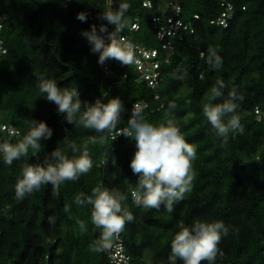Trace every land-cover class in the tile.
<instances>
[{
	"label": "trees",
	"instance_id": "trees-1",
	"mask_svg": "<svg viewBox=\"0 0 264 264\" xmlns=\"http://www.w3.org/2000/svg\"><path fill=\"white\" fill-rule=\"evenodd\" d=\"M152 1L153 8L148 9L142 0H0V38L7 48L0 56V124L12 125L23 135L33 120L53 130L50 139L41 141L38 153L30 149L10 166L0 153V264H109L105 251L90 250L101 232L91 222L92 206L75 203L78 194L91 195L97 186L127 197L123 204L134 220L126 223L121 237L131 264H168L174 236L181 226L197 220L221 221L229 228L218 245L216 264H264V0H228L233 18L227 27L211 22L222 9L219 0H180V15L194 20V29L173 41L174 53L161 65L163 78L157 89L134 81V70L119 68L114 60H108L114 75L104 74L99 53L91 51L81 34L92 25L98 32L101 24L108 32L114 30L99 17L127 3V25L120 33L132 42L159 47L150 23L159 3ZM80 12L87 13L86 22L77 19ZM193 14L198 17L193 19ZM134 18L139 21L136 31L130 30ZM209 49L221 57L218 68L207 62ZM124 72L128 77L123 80ZM42 79L53 80L62 89L77 88L81 101L89 104L95 98L107 103L119 97L128 111L117 128L128 127L137 100L148 103L144 116L154 126L174 118L185 140L196 148L191 191L171 212L163 206L145 209L133 203L130 188L138 176L130 162L135 140L121 136L114 141L107 133L68 123L39 91ZM218 80L225 84L224 95L212 101L210 90ZM232 89L242 97L236 101L240 130L230 131L225 142L202 109L206 103H222ZM155 90L158 99L153 97ZM173 103L176 107L169 108ZM20 140L10 136L9 142ZM65 141L79 151L73 152ZM85 145L93 161L87 174L65 181L59 189L45 184L23 199L16 198L24 166L43 164L55 149L69 159L77 158ZM78 221L86 224V232Z\"/></svg>",
	"mask_w": 264,
	"mask_h": 264
},
{
	"label": "clouds",
	"instance_id": "clouds-1",
	"mask_svg": "<svg viewBox=\"0 0 264 264\" xmlns=\"http://www.w3.org/2000/svg\"><path fill=\"white\" fill-rule=\"evenodd\" d=\"M129 4L122 3L119 9L105 10L100 19L107 24L114 25V30L108 32V27L101 24L99 32L96 25L91 30L81 34L91 45L93 53H99L98 63L104 65L108 60L119 61L122 65L135 62L134 46L118 38V34L126 27L125 13ZM77 19L86 22L87 13L80 12ZM107 34L109 43L101 34ZM208 64L218 68L221 57L214 49H209ZM225 84L218 80L210 90V100L214 101L224 95ZM39 91L45 98L57 106L60 114H65L68 123L83 126L85 129L95 130L98 133L112 135L117 131V125L128 111L119 97L112 98L107 103L97 99L95 103L82 102L77 88H60L55 81L42 79ZM229 98L222 103L203 105V115L216 131V135L227 142L230 131L240 130V119L236 115L239 105L235 89H232ZM146 106L135 104L131 109L128 127L119 130V135L133 138L136 142V151L130 162L133 175L138 176L137 184L130 188L133 203L145 209L159 210L163 206L171 212L175 203L182 200L187 192L191 191L194 171L192 162L197 158L196 148L188 143L181 133L174 118H169L165 123L154 126L144 116ZM176 105L169 104V108ZM225 118H227L225 122ZM53 130L43 121L33 120L30 130L19 142L13 144L5 141L0 143V153L6 165H12L16 160L27 156L31 149L38 153L42 140L52 137ZM105 137H100L103 143ZM69 143L68 141H65ZM73 152L79 151L74 143H69ZM93 167V161L84 146L82 154L73 159L60 150L55 149L48 154L43 164L26 165L22 169V178L18 179L15 192L17 199L39 191L42 185L51 184L55 189L65 181H77L81 175L87 174ZM127 197L114 190L102 189L97 186L92 189V194L85 196L80 193L75 198L77 205H91V222L94 227L101 230L100 237L92 245L93 252L107 251L112 247L115 237L124 230L126 223L134 220L131 211L124 206ZM65 212L69 206H65ZM82 232L87 231L83 221H78ZM229 234V228L221 221L204 222L197 220L190 226H181V230L171 242V251L168 264H216L220 253L218 245Z\"/></svg>",
	"mask_w": 264,
	"mask_h": 264
},
{
	"label": "built area",
	"instance_id": "built-area-1",
	"mask_svg": "<svg viewBox=\"0 0 264 264\" xmlns=\"http://www.w3.org/2000/svg\"><path fill=\"white\" fill-rule=\"evenodd\" d=\"M142 6L152 9L154 2L152 0H142ZM221 10L217 17L211 22L217 25H222L227 27L229 21L233 18V4L228 0H219ZM166 12L158 13L151 12L150 14V23L154 30L155 40L158 42V46L150 47L143 43L132 42L128 35L119 33L118 38H122L126 42L131 43L134 46V55L135 62L126 66L122 65L119 61L114 60L119 68L131 67L136 73L134 81L136 82H145L151 89H157L159 83L162 81L161 65L167 63L170 60V57L174 53V44L173 41L176 39H181L183 34L187 31L193 32L194 20L186 21L183 20L181 13V4L180 0H166ZM198 17L197 14H193V19ZM2 24L0 23V29ZM139 27L138 18H134L133 22L130 25V30L136 31ZM110 30L109 32H112ZM105 38V43H109L107 39V34H103ZM7 52V48L4 46L2 39L0 38V56ZM102 71L106 75H114V69L111 64L106 61L102 65ZM128 77V73L124 72L122 74V79ZM154 99L159 98L157 90H155ZM98 98H95V101ZM135 104H140L141 106L148 107V103L144 100H137L133 102L132 107ZM162 106V104L160 105ZM254 112L259 117L260 110L258 107H255ZM127 127H118L117 131L112 135H109V138L118 141L121 136L119 135V130ZM10 136H18L21 139L23 134L15 127L9 124H0V137L3 143L10 140ZM106 252V257L109 264H131L132 258L131 255L125 249L121 233L118 237H115L112 242V247ZM223 264H236L232 262H225Z\"/></svg>",
	"mask_w": 264,
	"mask_h": 264
},
{
	"label": "rangeland",
	"instance_id": "rangeland-1",
	"mask_svg": "<svg viewBox=\"0 0 264 264\" xmlns=\"http://www.w3.org/2000/svg\"><path fill=\"white\" fill-rule=\"evenodd\" d=\"M159 3V10L161 12H166L165 8H166V0H158Z\"/></svg>",
	"mask_w": 264,
	"mask_h": 264
}]
</instances>
